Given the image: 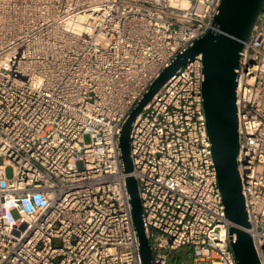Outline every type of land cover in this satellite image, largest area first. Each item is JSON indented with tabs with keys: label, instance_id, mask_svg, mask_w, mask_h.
<instances>
[{
	"label": "built area",
	"instance_id": "built-area-1",
	"mask_svg": "<svg viewBox=\"0 0 264 264\" xmlns=\"http://www.w3.org/2000/svg\"><path fill=\"white\" fill-rule=\"evenodd\" d=\"M220 3L0 0V264H143L130 174L154 264H186L174 257L185 246L192 264H239L208 133L202 53L133 121L131 172L120 148L132 109L178 53L217 28ZM245 44L237 162L246 229L264 264V7Z\"/></svg>",
	"mask_w": 264,
	"mask_h": 264
},
{
	"label": "water",
	"instance_id": "water-1",
	"mask_svg": "<svg viewBox=\"0 0 264 264\" xmlns=\"http://www.w3.org/2000/svg\"><path fill=\"white\" fill-rule=\"evenodd\" d=\"M264 7V0H221L215 15L216 29L197 38L193 45L178 53L155 79L150 89L132 109L120 133V148L126 172L132 171L130 134L132 123L163 84L198 53L204 60V110L212 143L219 185L228 218L236 233L233 249L239 264H261L251 233L242 178L238 168L239 129L237 90L245 42ZM132 214L140 241L143 264H154L150 241L145 231L143 207L134 175L127 177Z\"/></svg>",
	"mask_w": 264,
	"mask_h": 264
},
{
	"label": "rangeland",
	"instance_id": "rangeland-1",
	"mask_svg": "<svg viewBox=\"0 0 264 264\" xmlns=\"http://www.w3.org/2000/svg\"><path fill=\"white\" fill-rule=\"evenodd\" d=\"M85 140L88 141V142L91 140V137H90L89 134L85 135ZM13 171H14L13 170V166H11V165L7 166L6 173H7L8 177H12ZM174 257L185 261L186 264H192V262L194 261L193 250L190 247H188V246H185V247L177 249L175 254H174ZM202 264H206V263H202ZM215 264H220V263L217 262Z\"/></svg>",
	"mask_w": 264,
	"mask_h": 264
}]
</instances>
